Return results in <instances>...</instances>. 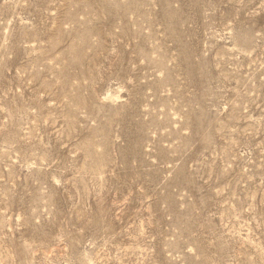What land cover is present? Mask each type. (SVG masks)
<instances>
[{
    "label": "rangeland",
    "instance_id": "1",
    "mask_svg": "<svg viewBox=\"0 0 264 264\" xmlns=\"http://www.w3.org/2000/svg\"><path fill=\"white\" fill-rule=\"evenodd\" d=\"M0 264H264V0H0Z\"/></svg>",
    "mask_w": 264,
    "mask_h": 264
}]
</instances>
